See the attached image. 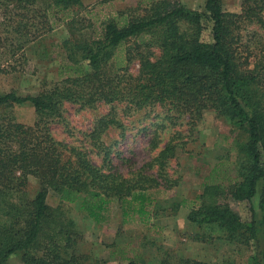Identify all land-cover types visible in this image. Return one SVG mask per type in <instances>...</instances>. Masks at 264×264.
Here are the masks:
<instances>
[{
	"label": "trees",
	"instance_id": "obj_1",
	"mask_svg": "<svg viewBox=\"0 0 264 264\" xmlns=\"http://www.w3.org/2000/svg\"><path fill=\"white\" fill-rule=\"evenodd\" d=\"M83 2L0 0V10L9 16L5 27H12L10 34H17L16 39L23 35V42H29L53 27L51 11L61 13L70 25L68 17H73ZM245 6L246 11L237 14L226 11L222 0H206L205 11L174 0H149L139 12H118L93 42H71L70 61L61 66L62 78L52 87L26 96L0 93V108L29 102L38 114L32 125L13 120L0 123V211L8 217L0 221V264H15L10 262L14 256H22L24 264H79L75 255H63L60 244L47 230L48 222H58L59 217L47 202L50 193L61 201L79 202L81 209L96 220L112 201L120 200L147 222L153 211L151 190L170 181L166 166L176 156L172 141L148 164H158L155 173L148 174L142 167L127 176L115 169L111 147L103 140L110 127L121 125L112 111L99 117L88 133L91 144L103 154L101 164L83 146L54 138L49 124L64 119L65 101L83 107L101 102H124L138 109L165 105L187 115L193 127L208 109L229 119L244 137L236 138L234 145L237 179L227 188L222 182L205 183L198 196L200 205L193 208L189 219L248 246L251 254L246 264H264V63L249 68L239 32L244 17L264 24V0H245ZM35 19L42 23L36 25ZM181 21L188 23L187 29L181 28ZM205 21L212 23L211 41L201 39ZM150 33L158 42H126L143 40ZM126 44L124 54H119ZM153 44L161 51L155 60L148 54ZM134 58L140 60L138 73L128 67ZM30 177H35L39 186L32 198L26 191ZM259 189L260 215L253 205ZM220 191L249 202L250 217L242 218L230 206L218 203ZM56 233L65 236L63 247H70L74 232L63 226ZM42 239H48L51 246L39 245ZM38 249L41 255L35 254ZM127 264L174 263L130 258ZM179 264L212 263L186 259Z\"/></svg>",
	"mask_w": 264,
	"mask_h": 264
},
{
	"label": "rangeland",
	"instance_id": "obj_2",
	"mask_svg": "<svg viewBox=\"0 0 264 264\" xmlns=\"http://www.w3.org/2000/svg\"><path fill=\"white\" fill-rule=\"evenodd\" d=\"M83 1V6L67 19L72 20L69 21L72 24L68 25L61 13L51 11L53 27H49L43 35H35L29 42H23V35L16 39L17 34H10L12 27H5L9 23V16L0 10V93L15 92L26 96L37 94L46 86L52 87L62 78L61 66L70 61L71 42H93L102 26L118 12H139L149 2ZM174 1L205 11L206 0ZM222 3L226 11L237 14L247 8L245 0H222ZM262 16L264 19V10ZM38 20L41 19H35L36 25L42 23ZM180 25L183 30L188 27L185 21H181ZM239 32L240 42L245 45L241 48L244 50L243 56L249 58V68L257 63L263 64L264 24L244 17ZM156 38L150 33L143 40L132 38L126 42H158ZM201 39L212 40L210 21L204 22ZM127 44L119 54H124ZM148 54L155 60L161 51L153 44L149 46ZM128 67L132 73H138L140 60L134 58ZM110 111L121 122L120 126L110 127L103 135V140L111 147L110 157L115 169L127 176L142 167L148 174L155 173L158 164H148L153 162L168 141H172L176 146V156L170 158L166 166V176L170 181H163L166 183L164 187L151 190L154 201L150 208L153 211L147 222H142L139 214L120 200L112 201L100 219L96 220L81 209L79 202L61 201L56 194H48L47 202L56 209L59 217L58 222H48L47 230L60 244L63 255H75L79 264H127L130 258L155 262L168 259L174 264L186 259L212 264H246L251 254L248 246L189 219L193 208L200 205L198 196L203 192L205 183L222 182L227 188L237 179L234 145L236 138L244 137L237 133L231 121L208 109L203 119L193 127L188 124L187 115H179L165 105L138 109L124 102H101L95 107H83L77 102L65 101L64 119L49 124L51 133L59 141L88 149L95 162L101 164L103 154L91 144L88 133L97 119ZM10 120L32 125L38 120V114L29 102L4 105L0 108V123ZM215 169L217 172L213 174ZM38 187L37 179L30 177L27 196L32 198ZM221 192L217 196L218 203L230 206L242 218L250 217L249 202L235 200L226 194L227 191ZM260 200L259 189L253 198L259 215ZM6 218L0 211V221ZM63 226L74 232L70 247H63L65 236L56 233ZM39 245L51 246V243L48 239H42ZM35 254L41 255L42 250H36ZM10 262L24 264L22 256H14Z\"/></svg>",
	"mask_w": 264,
	"mask_h": 264
}]
</instances>
